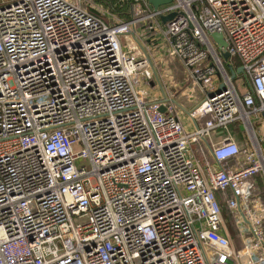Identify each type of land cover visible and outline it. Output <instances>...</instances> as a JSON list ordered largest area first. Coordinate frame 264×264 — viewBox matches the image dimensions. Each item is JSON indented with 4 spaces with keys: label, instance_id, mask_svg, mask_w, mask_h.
I'll return each instance as SVG.
<instances>
[{
    "label": "built area",
    "instance_id": "obj_1",
    "mask_svg": "<svg viewBox=\"0 0 264 264\" xmlns=\"http://www.w3.org/2000/svg\"><path fill=\"white\" fill-rule=\"evenodd\" d=\"M110 1L0 0V264H264V0Z\"/></svg>",
    "mask_w": 264,
    "mask_h": 264
},
{
    "label": "rangeland",
    "instance_id": "obj_2",
    "mask_svg": "<svg viewBox=\"0 0 264 264\" xmlns=\"http://www.w3.org/2000/svg\"><path fill=\"white\" fill-rule=\"evenodd\" d=\"M128 41V40H127ZM165 55H167V53H165ZM228 65V63H226V66ZM169 67L171 68L170 70L172 71V75H173V81H169L170 87L172 88L173 92L176 94L175 97L177 98V100L182 103L185 108L186 111H190L191 109H193L197 104H199L204 98H205V94L202 91V89L199 88H195L194 93H195V97L193 100H188V97L185 95H182V92H185L186 90H191L194 87V83L192 82V79L190 77V75H187L183 72H180V63L178 62L177 59H171L170 60V64ZM234 84L239 88V90L241 92H243L245 90V88H247V83H246V79L242 74H239L237 78H235L233 80ZM136 86L138 88H140V86L138 85V83L136 82ZM143 86V84H142ZM185 88V89H184ZM181 89H184L182 92H180ZM178 92H180V95L178 94ZM182 116V120L185 123L187 130H192V122L189 118L188 113L183 112L180 114ZM242 121H238V123H233L230 125V129L234 132L235 136L237 137V139L240 141V133L244 132L241 129V123ZM253 122H254V127L259 135L260 138H262L264 140V117H260V118H255L253 117ZM240 127L238 129V127ZM241 129V130H240ZM195 148L197 149V145L195 146ZM200 152V156L201 157H207L209 158V151L207 149L204 148V150H199ZM259 187L264 191V186H262V175H260V179H259ZM225 215V214H224ZM235 242L237 245H240V241L238 239V241L235 239Z\"/></svg>",
    "mask_w": 264,
    "mask_h": 264
},
{
    "label": "water",
    "instance_id": "obj_3",
    "mask_svg": "<svg viewBox=\"0 0 264 264\" xmlns=\"http://www.w3.org/2000/svg\"><path fill=\"white\" fill-rule=\"evenodd\" d=\"M172 1L173 0H149V2L151 3V5L154 8H158L161 5H165V4L171 3ZM174 17H175V13H172V14H170L168 16L162 17V21L164 23H166L167 21L172 20ZM212 36H213L214 40L216 41L219 49L222 51L223 59L225 61H228L230 59V53L227 52V51H224V48L227 47V42H226V40L224 38L223 33L222 32H214L212 34ZM227 67H228V69L230 71V80L231 81L234 80L237 75L243 73V67H239V68H237L235 70L233 68V66L231 64H229V63L227 65ZM225 88H226V84L225 83H220L218 89L215 92H208V95H209V97H213V96H215V94L221 93L223 90H225ZM162 110H164V109H162ZM241 129L244 131L245 127L242 126Z\"/></svg>",
    "mask_w": 264,
    "mask_h": 264
},
{
    "label": "trees",
    "instance_id": "obj_4",
    "mask_svg": "<svg viewBox=\"0 0 264 264\" xmlns=\"http://www.w3.org/2000/svg\"><path fill=\"white\" fill-rule=\"evenodd\" d=\"M98 1H102V2H104V0H98ZM109 2H112V1H110V0H108ZM128 8H129V4H128V2H123L122 3V7L120 8V12L123 14L122 16L124 17V18H126V19H128L129 18V16L130 15H127V11H128ZM235 64L237 65V63L235 62ZM234 64V65H235ZM235 65V66H236ZM238 76H236V78H237ZM240 127H238V129H239ZM241 130V129H240ZM243 133H240V140H243L244 139V137H243ZM223 211H224V214H225V216H226V218H229L230 217V214H229V210H228V208H227V206H226V203L224 202L223 204ZM234 237H235V239L238 241V238H237V233H236V231L234 232Z\"/></svg>",
    "mask_w": 264,
    "mask_h": 264
},
{
    "label": "crops",
    "instance_id": "obj_5",
    "mask_svg": "<svg viewBox=\"0 0 264 264\" xmlns=\"http://www.w3.org/2000/svg\"><path fill=\"white\" fill-rule=\"evenodd\" d=\"M247 86H248V84H247ZM247 86H246V87H247ZM244 91H246V88H245ZM244 91H243V93H244ZM230 132H231L232 134H234V132H233L231 129H230ZM218 133H219V134H220V133H224V135H227V134H228V132L225 133V132H223V131H220V132H218Z\"/></svg>",
    "mask_w": 264,
    "mask_h": 264
}]
</instances>
